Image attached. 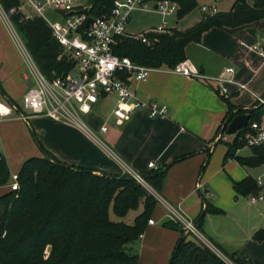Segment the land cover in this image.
I'll list each match as a JSON object with an SVG mask.
<instances>
[{"label": "crops", "instance_id": "0c3cea01", "mask_svg": "<svg viewBox=\"0 0 264 264\" xmlns=\"http://www.w3.org/2000/svg\"><path fill=\"white\" fill-rule=\"evenodd\" d=\"M214 1L225 3L226 8L221 11H228L234 2ZM245 1L249 6L254 3L253 0ZM211 6L221 12L217 6ZM155 9L153 6L149 12L134 11L128 19L126 34H129L127 28L135 14L152 19L139 33L159 26L162 19ZM202 14L193 16L184 25L188 27L183 28L170 26L173 20L168 16L165 18L166 29H188L200 21ZM188 15L177 20H186ZM3 22L7 23L5 19ZM2 39L4 43L6 38L2 36ZM6 40L8 47H0V88L4 93L0 100L9 99L20 109L17 102L32 85L29 77L20 70L22 64L10 39ZM184 49L185 60L195 65L204 80L175 75L161 68L150 71L145 81H127L137 97L158 106L164 105L162 116L150 117L148 110L134 109L126 120L118 121L112 113L117 98L112 96L100 97L91 110L80 117L85 130L42 116L25 120L13 113L0 120V154L11 175L18 172L25 159L42 157L40 147L58 161L87 168L97 175L145 177L153 170L147 168L148 163L154 162L157 170L164 172V181L159 192L154 191L156 202L150 216L154 223L147 225L136 244V264H168L181 235L163 224L172 221L179 225L177 219L180 218L195 222L207 207L216 212L202 215L197 228L202 243L224 260L227 259L223 254H226L237 264H258L253 254L255 248L264 251V232L258 223L239 214L238 202L247 197L254 204L263 200L256 198L264 193V165L246 168L233 158L223 162L232 137L230 142L215 140L228 110L225 100L215 92L217 84L213 80L229 77L224 70L232 68L231 78L247 89L236 91L229 85L230 95L226 101L234 109H255L254 96L264 98V20L236 28H210L203 32L199 42L188 44ZM21 50L27 53L23 43ZM19 112L27 115L24 111ZM102 125L106 127L104 132L100 129ZM250 152V148L241 147L234 155L249 157ZM247 177L259 189L255 195L241 196L234 191L232 183L242 182ZM3 188H0V195ZM169 216L176 221L170 220ZM257 233L261 235L259 240L255 239Z\"/></svg>", "mask_w": 264, "mask_h": 264}, {"label": "trees", "instance_id": "16d2710c", "mask_svg": "<svg viewBox=\"0 0 264 264\" xmlns=\"http://www.w3.org/2000/svg\"><path fill=\"white\" fill-rule=\"evenodd\" d=\"M112 1L89 0V15H107ZM166 1L175 4L177 19H182L198 5L197 0ZM233 1L228 11L202 14L200 21L188 29H167L153 35L156 42L151 46L120 38L113 51L140 66L172 69L176 63L185 60V46L199 42L206 30L236 28L264 20V0H253L252 6L245 0ZM18 5L19 0H0V8L9 15V22L35 68L47 81L68 74L74 63L62 53L45 22L39 17L25 20L18 12L9 13ZM214 90L218 94L217 89ZM0 96L4 97L1 88ZM224 100L228 112L216 135L225 134L227 123L244 111L250 115V122L259 120L260 108L234 109ZM4 101L15 104L9 99ZM242 145L233 138L223 162L233 158L246 168L264 165V147H251L249 157L234 155ZM40 148L42 157L25 159L16 173L18 189L9 188L0 195V264H136V244L151 219L155 196L128 175H97L87 168L58 161ZM142 179L158 193L164 172L151 170ZM10 182L8 165L0 154V188L7 187ZM232 187L241 196L255 195L259 189L249 177L232 183ZM134 211L137 213L132 223L125 222L127 214ZM208 212L216 210L207 207L203 211ZM110 213L114 219L110 218ZM203 213L194 222L196 228H199ZM163 227L174 228L181 235L168 264H227L198 238L184 234L179 225L166 221ZM260 237V233L255 235L256 240ZM223 255L237 264L231 255Z\"/></svg>", "mask_w": 264, "mask_h": 264}, {"label": "built area", "instance_id": "2783aa9c", "mask_svg": "<svg viewBox=\"0 0 264 264\" xmlns=\"http://www.w3.org/2000/svg\"><path fill=\"white\" fill-rule=\"evenodd\" d=\"M111 5L108 14L100 17L89 15L88 11L91 8L89 0H19L16 9H10L9 13L18 12L25 20L41 18L62 53L73 61L74 65L65 76L47 81L35 68L30 56L23 51L34 78V87L29 88L22 96V107L27 115L21 114L18 107L0 100V120L13 113L25 120L42 116L52 122L72 124L85 130L80 117L88 113L100 97L104 96L117 98L112 113L118 121L126 120L134 109H146L150 117L162 116L165 113L164 105L158 106L154 102L137 97L127 82L130 79L137 82L145 81L153 68L132 63L128 58L116 55L113 50L120 38H130L147 46L153 45L156 42L153 35H159L167 30L165 18L175 14L176 6L166 0L159 2L113 0ZM153 6L162 19L159 26L136 34H126L125 28L130 15L136 10L149 12ZM200 10L204 14L216 12L214 6L205 5ZM0 15L8 21L7 13L2 8ZM48 15L51 17L49 18ZM87 18H90L92 23L86 26ZM19 42L22 48V43ZM167 70L175 75L204 80L195 65L188 60L180 61L174 68ZM224 74L229 77L213 80L217 84L218 94L223 99H227L230 95L229 85L234 86L236 91L247 89L245 85L238 84L231 78L232 68H226ZM254 97L256 107L261 109L259 120L251 122L248 120L246 126L231 135L232 139L242 142V147H264V98L256 95ZM100 129L102 132L106 131L104 125ZM221 134L218 133L215 140L222 139ZM147 168L156 170L157 166L154 162H149ZM10 178L9 188L15 191L18 189V178L16 174L11 175ZM132 178L141 185L145 184L139 175L133 174ZM258 183H262L260 179ZM262 198L264 193L258 195L256 199ZM169 219L174 220L172 216H169ZM177 220L184 234L201 240V235L193 221L185 218ZM153 223L154 221L150 219L148 225Z\"/></svg>", "mask_w": 264, "mask_h": 264}, {"label": "rangeland", "instance_id": "374dc122", "mask_svg": "<svg viewBox=\"0 0 264 264\" xmlns=\"http://www.w3.org/2000/svg\"><path fill=\"white\" fill-rule=\"evenodd\" d=\"M197 2H198L197 7L191 11L190 17L188 15V17H186V20L185 19L177 20V18H176V22H175L174 21V15L170 16V18H168V19L173 20V21H170V26H173V27L177 26L179 28L188 27V26H184V25H187V22H189V20L193 16H197L201 12L200 7L202 5H205V4L206 5H210V4L215 5V6H217V8L220 11L225 10V8H226L225 3L224 4L216 3L214 0H198ZM201 13H203V12H201ZM142 16H143V18H142ZM142 16L140 14H135L134 17H132V23L127 28V31L130 34L139 33V31L143 30L146 26H148L150 24V21H152V19H150L148 16H144V15H142ZM7 17H8V21L6 20V22H8L9 24L3 22V19L0 18V24H1V26H0V32H1V34H0V47L2 45H6L8 47V43L5 41H7L6 39H10V41L12 43L11 45H12V47H14L13 49H15V54L18 56V59H19L20 63L22 64V66L20 67V70L22 72H24V74L27 75V77H29V80L31 81V85H32L29 88L34 87V85L32 83L33 75H32L31 69L28 66L25 54H23L21 47H20L19 41L21 40V38H19L17 36L13 26L9 22V15L8 14H7ZM48 17L50 18L51 15H48ZM145 20H146V23H145ZM1 35L4 36V38H6V39H4V43H3V39H2ZM17 104L19 105L20 111L23 112L24 109L22 107V100L18 101ZM24 113L27 114L26 111H24ZM13 116H15V113L13 114ZM82 120H84V119H82ZM29 131L31 132L33 139H36V136L33 135V132L31 131V129ZM226 135L222 133L220 136L222 139H220V140L224 141V142L225 141L230 142V138L232 136L229 134H226ZM235 152H236V150H235ZM9 174L11 176V170H10ZM9 185H10V183H9ZM9 185L7 187H4L2 191L8 190ZM141 186L144 189L150 191L154 196H156V193L154 192V190H152L150 187H148L146 183L142 184ZM254 200H256V199H254ZM256 202H257L256 204L251 202L250 197L244 198L241 202H238L239 214L246 217V218H249V220H252V221H255L256 223H258V225L260 226V228L263 229V232H264V198H263V200L256 201ZM136 213H137V211L129 212L127 214V216L124 218V221L127 223H132V219ZM110 218L114 219V216L111 213H110ZM201 243H202V241H201ZM246 248L251 249V246H247ZM255 249H256V251H255V254H253V257L256 259L258 264H264V251L259 250L258 248H255ZM250 253H253V252H250ZM220 257H222V256H220ZM225 261L227 264H234L230 260L229 261L225 260Z\"/></svg>", "mask_w": 264, "mask_h": 264}, {"label": "water", "instance_id": "95a60500", "mask_svg": "<svg viewBox=\"0 0 264 264\" xmlns=\"http://www.w3.org/2000/svg\"><path fill=\"white\" fill-rule=\"evenodd\" d=\"M85 25L92 23L90 18H87ZM249 119V114L241 113L240 115L234 116L228 123L226 127V133L229 135L235 134L241 127L246 126Z\"/></svg>", "mask_w": 264, "mask_h": 264}]
</instances>
